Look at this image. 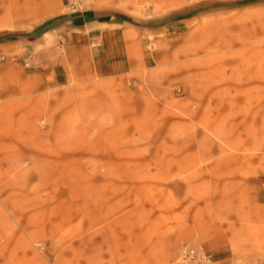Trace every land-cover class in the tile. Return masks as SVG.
I'll return each instance as SVG.
<instances>
[{
  "label": "rangeland",
  "instance_id": "1",
  "mask_svg": "<svg viewBox=\"0 0 264 264\" xmlns=\"http://www.w3.org/2000/svg\"><path fill=\"white\" fill-rule=\"evenodd\" d=\"M50 23L0 54V264L206 263L264 172V0H0L2 41Z\"/></svg>",
  "mask_w": 264,
  "mask_h": 264
},
{
  "label": "crops",
  "instance_id": "2",
  "mask_svg": "<svg viewBox=\"0 0 264 264\" xmlns=\"http://www.w3.org/2000/svg\"><path fill=\"white\" fill-rule=\"evenodd\" d=\"M86 14L85 19L90 22L92 15ZM59 24L50 23L32 33L8 35L6 41L0 40V54L5 49L8 58L24 62L48 54V38L57 28L79 25ZM7 70V62L1 63L0 75ZM238 182L232 186L231 205L221 211L226 218L215 220L197 235L198 245L207 257L202 264H264V172L248 175L241 186Z\"/></svg>",
  "mask_w": 264,
  "mask_h": 264
}]
</instances>
